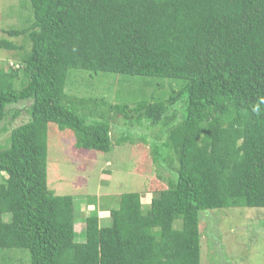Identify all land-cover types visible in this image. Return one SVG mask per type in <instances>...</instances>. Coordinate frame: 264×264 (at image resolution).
Returning a JSON list of instances; mask_svg holds the SVG:
<instances>
[{
    "label": "trees",
    "instance_id": "1",
    "mask_svg": "<svg viewBox=\"0 0 264 264\" xmlns=\"http://www.w3.org/2000/svg\"><path fill=\"white\" fill-rule=\"evenodd\" d=\"M21 5L31 14L5 32L25 42L0 39L23 65L0 68V124L21 102L29 115L0 146V264L6 249L31 264H203L202 211L264 208V0ZM71 70L165 79L170 90L135 103L83 97L66 91ZM50 123L72 130L80 153L146 145L165 188L149 204L139 191L98 204L79 241L74 197L48 186Z\"/></svg>",
    "mask_w": 264,
    "mask_h": 264
},
{
    "label": "rangeland",
    "instance_id": "2",
    "mask_svg": "<svg viewBox=\"0 0 264 264\" xmlns=\"http://www.w3.org/2000/svg\"><path fill=\"white\" fill-rule=\"evenodd\" d=\"M21 8V9H20ZM20 9V10H19ZM31 14L23 8L21 0H0V39L7 38L21 45V37H11L5 29L21 27ZM28 48V45H26ZM15 52L0 48V68L23 70ZM20 79V77H18ZM16 79V86L20 81ZM66 91L79 96L106 97L110 102H129L168 97L170 84L165 79H143L140 76L120 74H98L71 70ZM28 102L14 105L21 113L15 119L5 121L7 129L0 124V146L9 142L11 130L29 119L26 110ZM10 123V124H8ZM74 132H63L55 123L49 124L48 134V186L56 194H70L74 197L77 214L78 240L84 241L88 229L87 220L98 204L113 207L122 193L139 191L142 200L149 204L154 194L165 188L155 171H152L150 152L146 145L126 144L113 147L109 152L85 151L72 148ZM88 195L97 197V203L87 205ZM95 199V198H94ZM92 201H94L91 198ZM100 209V208H99ZM92 211V212H91ZM202 211V260L203 264H264V208L232 207ZM216 211V212H214ZM101 225H111L108 210L97 211ZM210 212V213H209ZM211 220H208V219ZM180 221L177 222L178 227ZM12 252L4 264H31L28 251Z\"/></svg>",
    "mask_w": 264,
    "mask_h": 264
},
{
    "label": "crops",
    "instance_id": "3",
    "mask_svg": "<svg viewBox=\"0 0 264 264\" xmlns=\"http://www.w3.org/2000/svg\"><path fill=\"white\" fill-rule=\"evenodd\" d=\"M85 152V151H84Z\"/></svg>",
    "mask_w": 264,
    "mask_h": 264
}]
</instances>
